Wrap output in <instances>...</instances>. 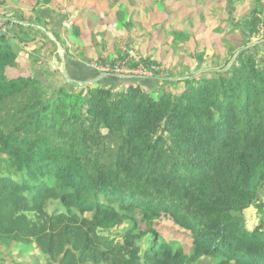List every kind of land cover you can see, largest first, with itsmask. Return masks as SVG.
Here are the masks:
<instances>
[{"label":"trees","instance_id":"obj_1","mask_svg":"<svg viewBox=\"0 0 264 264\" xmlns=\"http://www.w3.org/2000/svg\"><path fill=\"white\" fill-rule=\"evenodd\" d=\"M52 2L38 0L34 11ZM240 20L232 57L258 37L264 3ZM25 32L0 18L1 246L38 249L44 264H264V216L248 228L244 214L264 215V40L224 72L113 76L112 85L70 83L50 94L40 77L9 78L20 60L11 38L27 43ZM195 56L201 66L204 51ZM162 221L191 236V254L162 239L153 227Z\"/></svg>","mask_w":264,"mask_h":264},{"label":"rangeland","instance_id":"obj_2","mask_svg":"<svg viewBox=\"0 0 264 264\" xmlns=\"http://www.w3.org/2000/svg\"><path fill=\"white\" fill-rule=\"evenodd\" d=\"M37 1L0 0V18L21 23L25 33L31 34V38L21 34L27 37L24 38L27 43H22L19 37L11 38L20 60L19 66L9 70L8 75L9 78L40 77L49 93L54 94L63 85H78L74 78L81 70V60L84 63L119 60L126 48L135 49L143 58L158 63L160 82L164 78L180 80L192 73L225 69L234 63L235 55L231 54L243 41L239 33L235 42L240 17L255 0H53L47 8L39 4L42 7L34 11ZM38 12L42 14L41 23L35 16ZM11 27L14 32L20 29L16 25ZM77 28L80 33L76 32ZM175 30L184 31L188 37L175 40L172 33ZM55 32L61 37L62 45L57 42ZM32 35L38 39L33 40ZM81 38H86L87 47H75L81 44ZM258 40L259 35L249 45ZM64 46L72 49L68 51ZM201 51L205 62L200 66L195 55ZM220 65L225 68L216 67ZM199 67H202L200 71ZM123 84L126 87L129 82ZM165 89L174 93L180 90L170 85ZM261 199L264 202V188ZM244 214L248 228L257 226L259 218L264 216L256 207ZM131 227V222L122 226L123 229ZM153 227L159 230L164 241L183 247L189 254L193 252L191 236L174 223L162 221ZM141 228L145 231L148 226L141 223ZM148 240L144 238L142 245ZM31 252H23L17 245L9 249L0 245V258H6V264H19L31 256H37L44 264L45 258L38 249ZM196 264H217V261L204 257Z\"/></svg>","mask_w":264,"mask_h":264},{"label":"built area","instance_id":"obj_3","mask_svg":"<svg viewBox=\"0 0 264 264\" xmlns=\"http://www.w3.org/2000/svg\"><path fill=\"white\" fill-rule=\"evenodd\" d=\"M259 39L264 40V20L260 26ZM86 66L100 74L122 75L125 77H147L154 78L159 75L160 68L156 64L145 63L135 49H125L124 55L119 60L107 63L97 61L89 62Z\"/></svg>","mask_w":264,"mask_h":264},{"label":"crops","instance_id":"obj_4","mask_svg":"<svg viewBox=\"0 0 264 264\" xmlns=\"http://www.w3.org/2000/svg\"><path fill=\"white\" fill-rule=\"evenodd\" d=\"M33 36V35H32ZM61 38V37H60ZM97 38V37H96ZM88 40V39H87ZM81 44L79 43V42H77V43H79V44H77L75 47H79L80 46V48H83V47H87L88 46V44L86 43V38H81ZM89 41V40H88ZM59 44H61L62 45V43L61 42H59V41H57ZM69 46V45H68ZM63 47V46H62ZM64 48L65 49H67L68 51L70 50V49H72L71 47H68V48H66L65 46H64ZM55 51V50H54ZM57 52V51H56ZM74 52V50L71 52V53H73ZM102 55H104V54H102ZM57 57H58V55L56 54V57H54V60L55 61H57ZM84 57V56H83ZM78 60H80L81 58H77ZM84 62L81 60V63L80 64H83ZM87 63H89V62H85L83 65L85 66V70L84 71H82V70H80V72H76V75H75V78H74V81H76L77 83L76 84H79V83H84V84H86V83H91V82H94L95 80H99L98 82H94V83H99L100 81H102V82H104V83H108L109 82V84H114V83H117L115 80L116 79H119V80H124V78H121V77H117V76H114V75H109V76H107V77H105V78H101V75H104V74H100V73H97L98 75H95V73L97 72V71H95V70H92V69H90V68H88L87 66H86V64ZM114 76V78H116V79H111L110 81H109V78H112ZM106 79H108V80H106Z\"/></svg>","mask_w":264,"mask_h":264},{"label":"water","instance_id":"obj_5","mask_svg":"<svg viewBox=\"0 0 264 264\" xmlns=\"http://www.w3.org/2000/svg\"><path fill=\"white\" fill-rule=\"evenodd\" d=\"M248 47H250V45L241 48V50H243V49H245V48H248ZM241 50H240V51H241ZM240 51H239V52H240ZM239 52H237L236 55L234 56V59H233L234 61L236 60L237 55H238ZM231 65H232V64H231ZM231 65L228 66V67L225 68V69H221V70H215V69H214V70H209V71H223V72H224V71L228 70V69L231 67ZM107 76H109V75H105V74H104V75H101V78H105V77H107ZM114 76L121 77V78H124V79L137 78V77H125V76H122V75H114ZM143 78H147V77H143ZM157 78H158L159 80H161V78H159V77H157ZM164 79H165V78H164ZM169 79H170V78H169ZM98 81H99V80H95L94 82H98ZM91 83H92V82H91ZM86 84H89V83H86ZM79 85H84V83H79L78 86H79Z\"/></svg>","mask_w":264,"mask_h":264}]
</instances>
